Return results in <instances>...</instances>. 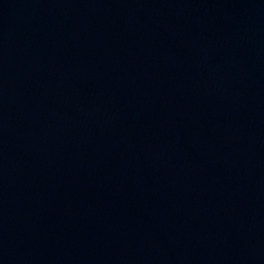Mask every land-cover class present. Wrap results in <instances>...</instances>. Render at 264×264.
Instances as JSON below:
<instances>
[{
	"label": "water",
	"instance_id": "95a60500",
	"mask_svg": "<svg viewBox=\"0 0 264 264\" xmlns=\"http://www.w3.org/2000/svg\"><path fill=\"white\" fill-rule=\"evenodd\" d=\"M0 264H264V0H0Z\"/></svg>",
	"mask_w": 264,
	"mask_h": 264
}]
</instances>
